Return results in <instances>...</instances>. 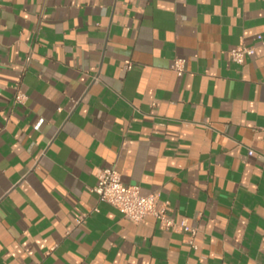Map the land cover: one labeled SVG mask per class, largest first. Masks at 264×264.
<instances>
[{
	"label": "crops",
	"instance_id": "0c3cea01",
	"mask_svg": "<svg viewBox=\"0 0 264 264\" xmlns=\"http://www.w3.org/2000/svg\"><path fill=\"white\" fill-rule=\"evenodd\" d=\"M257 34L264 0H0V264H264ZM109 166L194 231L99 201Z\"/></svg>",
	"mask_w": 264,
	"mask_h": 264
},
{
	"label": "built area",
	"instance_id": "2783aa9c",
	"mask_svg": "<svg viewBox=\"0 0 264 264\" xmlns=\"http://www.w3.org/2000/svg\"><path fill=\"white\" fill-rule=\"evenodd\" d=\"M256 37L264 44L261 34H257ZM254 50L255 44L246 45L239 43L229 49V55L234 62L242 63L245 57L251 55ZM125 66L130 67V62L126 61ZM170 68L177 74H182L184 71V59L175 57L171 62ZM23 99L24 94L17 91L14 95V101L22 102ZM92 189L97 193L99 201L113 205L124 217L133 222H139L146 216H152L158 220L161 228L174 229L179 226L182 230L194 231L193 228L187 226L183 221L179 224L175 223L170 214L171 208L168 200H159L155 192L142 193L137 184L125 183L114 167L101 168L97 173V181Z\"/></svg>",
	"mask_w": 264,
	"mask_h": 264
}]
</instances>
